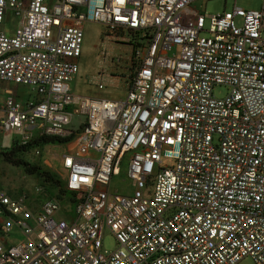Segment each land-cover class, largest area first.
Here are the masks:
<instances>
[{
	"label": "built area",
	"instance_id": "built-area-1",
	"mask_svg": "<svg viewBox=\"0 0 264 264\" xmlns=\"http://www.w3.org/2000/svg\"><path fill=\"white\" fill-rule=\"evenodd\" d=\"M196 1L0 0V80L29 91L6 90L0 130L64 139L74 194L33 210L0 190L2 235L23 237L0 240V264H264V0ZM86 23L127 33L121 98L71 89ZM122 172L129 193L109 189Z\"/></svg>",
	"mask_w": 264,
	"mask_h": 264
},
{
	"label": "rangeland",
	"instance_id": "rangeland-1",
	"mask_svg": "<svg viewBox=\"0 0 264 264\" xmlns=\"http://www.w3.org/2000/svg\"><path fill=\"white\" fill-rule=\"evenodd\" d=\"M234 3L244 9H257L260 6V0H197L193 6L202 12L219 13L223 9H231ZM15 26L16 19L13 16L9 21L8 32L12 33ZM113 35L108 34L106 28L98 23L84 25L81 55L77 59L78 71L70 82L74 93L111 99L124 95L132 65L129 61L130 45L121 40L128 37L127 33L118 31ZM104 51L105 56L102 55ZM100 69L105 74V87L102 90H98L93 83L94 75ZM8 89L21 98L29 94L24 87L0 80V100ZM226 91L223 86L214 88L216 96H223ZM24 143L18 134L0 130V190L13 198H27L28 205L33 210L47 200H54L62 209H68L72 193L66 190L63 173L59 168L60 155L68 148V144L59 141L35 142L32 139L26 142V147H22ZM35 149L39 150V154L34 153ZM4 154L37 166L40 171L47 172L48 176L27 173L22 165L13 164ZM128 186V180L122 172L111 180L109 189L129 193ZM22 238L19 233L4 237L0 226V240L16 242ZM102 241L105 249L115 247V239L107 230L104 231ZM238 264H251V261L245 258Z\"/></svg>",
	"mask_w": 264,
	"mask_h": 264
},
{
	"label": "trees",
	"instance_id": "trees-1",
	"mask_svg": "<svg viewBox=\"0 0 264 264\" xmlns=\"http://www.w3.org/2000/svg\"><path fill=\"white\" fill-rule=\"evenodd\" d=\"M35 142H40V141H44V142H48V141H59V142H64V139H60V138H56V137H42L39 139H35ZM28 145V143H24V145H22V147H26ZM12 155V154H11ZM4 157L6 159H8L9 161H11L13 164L15 165H22L25 169V171L27 173H39L41 175H44L45 177L48 176V173L45 171H40L39 168L37 166H32L29 165L28 162L21 160V159H12V157L10 155L4 154ZM67 190V189H66ZM68 191V190H67ZM72 193V192H71ZM74 194L72 193V196ZM73 197H71L72 199Z\"/></svg>",
	"mask_w": 264,
	"mask_h": 264
}]
</instances>
